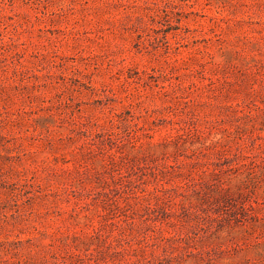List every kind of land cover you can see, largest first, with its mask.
<instances>
[{
  "label": "rangeland",
  "instance_id": "obj_1",
  "mask_svg": "<svg viewBox=\"0 0 264 264\" xmlns=\"http://www.w3.org/2000/svg\"><path fill=\"white\" fill-rule=\"evenodd\" d=\"M0 264H264V0H0Z\"/></svg>",
  "mask_w": 264,
  "mask_h": 264
}]
</instances>
